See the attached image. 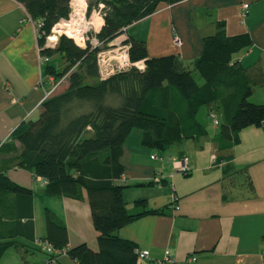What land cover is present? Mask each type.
Wrapping results in <instances>:
<instances>
[{
  "label": "crops",
  "instance_id": "crops-1",
  "mask_svg": "<svg viewBox=\"0 0 264 264\" xmlns=\"http://www.w3.org/2000/svg\"><path fill=\"white\" fill-rule=\"evenodd\" d=\"M244 3L249 4L246 14ZM28 15L17 0H0V174L34 194V239L27 237V217L19 222L0 218V243L13 242L0 264H9L7 257H16L14 264H43L47 255L34 240L46 239L47 210L65 223L68 248L86 243L99 250L100 232L93 225L86 190L80 198L49 196L42 177L19 166L22 145L14 132L37 119L43 101L68 85L65 79V86L56 89L58 80L50 68L62 72L66 58L52 50L44 62L45 46L39 44L42 34L35 20L25 19ZM219 22L225 23L229 36L247 38L232 55L231 64L244 70L251 87L248 100L264 105V0L162 4L150 16L125 28L115 40L124 43L130 36L145 41L151 57L175 55L195 79L196 74L201 77V83L196 81L202 85L204 79L195 63L202 56L204 39L217 33ZM176 34L182 39L181 46L174 44ZM136 66L145 69L143 61ZM234 107L235 103L227 100L202 106L196 118L206 133L182 138L162 153L143 143L142 129H134L127 138L122 156L124 173L115 184L124 186L129 214L139 216L114 235L134 242L137 255L149 252L148 258L138 259L137 264H264V121L241 129L237 141L227 147V140L218 142L215 137L230 123ZM174 159H184L189 172H175ZM174 194L177 210L170 206ZM140 200L145 204H138ZM16 231L24 234L8 238ZM166 257L174 262L164 261ZM58 258L60 264H78L67 254Z\"/></svg>",
  "mask_w": 264,
  "mask_h": 264
},
{
  "label": "trees",
  "instance_id": "trees-1",
  "mask_svg": "<svg viewBox=\"0 0 264 264\" xmlns=\"http://www.w3.org/2000/svg\"><path fill=\"white\" fill-rule=\"evenodd\" d=\"M33 20H43L40 46L61 18H67L71 0H17ZM180 0H95L103 5L104 25L96 34L106 48L124 33L125 28L153 14L162 4ZM94 8L89 7V13ZM247 40L229 36L224 22L217 33L204 39L202 56L195 63L204 84L196 81L192 71L180 65L175 55L151 57L145 41L128 37L132 63L137 66L99 79L97 54L100 47L81 48L73 39L59 38L57 52L66 58L60 73L50 68L57 79L69 74L68 85L46 98L39 117L19 127L14 137L22 145L19 166L47 181L46 194L80 198L85 189L91 207L92 222L100 232L99 250L86 243L68 248V229L53 212H45L46 239L65 250L78 264H137V245L114 233L139 215L126 209L124 186L115 184L124 173L123 148L132 131H144L143 143L162 153L170 144L206 133L196 115L202 106L221 100L235 103L232 119L223 125L215 140H227L230 147L238 132L264 121V105L250 102L251 87L241 66L231 64L232 55ZM43 48L42 55L52 54ZM79 66L80 71L73 70ZM88 79H99L89 82ZM111 98H116L113 103ZM34 194L31 189L11 182L0 174V218L25 223L33 237ZM145 204V200L138 201ZM155 213V212H153ZM26 233V232H25ZM24 232L11 233L13 235ZM4 238V237H3ZM7 238V236L5 237ZM13 242L0 243V259Z\"/></svg>",
  "mask_w": 264,
  "mask_h": 264
},
{
  "label": "built area",
  "instance_id": "built-area-1",
  "mask_svg": "<svg viewBox=\"0 0 264 264\" xmlns=\"http://www.w3.org/2000/svg\"><path fill=\"white\" fill-rule=\"evenodd\" d=\"M102 6V5H100ZM248 3L243 4V9H244V14L248 12ZM89 10V3L88 0H71L70 1V12L68 14L67 18H61L56 24L51 29V33L46 36V44L45 47L51 49L56 47L57 45V40L52 42L50 39L52 37H55L58 39V35L60 36L62 33H60L59 29L57 28L58 25L64 23V22H69V21H74L77 24H81L86 20L87 14ZM27 20L33 21L30 15L26 16ZM23 20L27 21V20ZM87 21V20H86ZM37 28L41 32V28L43 27L44 23L43 20H38L36 22ZM43 34V33H41ZM71 38V37H69ZM96 38V36H95ZM75 41V43L78 45L76 40L74 38H71ZM86 40H89L87 37L85 39L83 35V41L84 44L86 43ZM174 44L177 46L182 45V39L181 37L176 34L173 38ZM122 43V42H120ZM101 44L97 38L93 39L91 41V46L92 47H97L96 45ZM44 62H47L49 60L48 57H44ZM97 64H98V71H99V76L102 80H105L109 78L111 75L127 70L131 68L132 66H136V63H132L129 58V46L128 45H123V46H118V48L113 49V50H108V51H100L97 55ZM213 118L217 122V117L216 115H213ZM173 167L175 172H179L182 174H187L189 172V168L186 164V161L184 159H174L173 160ZM43 179V178H42ZM158 183L161 182V179H156ZM43 183L47 184V181L43 179ZM170 206L172 207L173 210L179 209L178 206V197L174 194L171 197L170 200ZM34 243L36 247L43 252L44 254L47 255V259L43 262V264H60L59 262V256L66 254L65 250H60L56 248L53 243H51L47 239H42V238H36L34 240ZM138 259H147L149 256V252L147 250H143L138 253ZM190 259V258H189ZM197 258L196 257H191L192 261H195ZM166 262H174V260L171 257H166L165 260Z\"/></svg>",
  "mask_w": 264,
  "mask_h": 264
},
{
  "label": "rangeland",
  "instance_id": "rangeland-1",
  "mask_svg": "<svg viewBox=\"0 0 264 264\" xmlns=\"http://www.w3.org/2000/svg\"><path fill=\"white\" fill-rule=\"evenodd\" d=\"M88 3H89V7L91 6V5H93L94 6V8L91 10V13H89V10H88V14H87V17H86V20H90V18L92 17V15H98V16H101V17H103V15H102V8H103V5L102 6H99V7H96V5H95V0H88ZM33 20V19H32ZM41 20V19H40ZM38 20H36L35 22H37ZM99 32H96V31H94V29L92 28V27H89L86 31H85V33H84V37H85V39L88 37L89 38V40H86V43L84 44V46H79V47H81V48H87L88 47V43L89 44H91V41L93 40V39H96L95 38V36H96V34H98ZM63 35H65V34H61L60 36L58 35V39H57V45H56V47H54V48H51V50H53V51H57L56 49H57V46H58V42H59V38L61 37V36H63ZM65 36H67V35H65ZM68 37V36H67ZM75 42V41H74ZM45 44H46V39H45ZM45 44H44V46H45ZM124 45V43H118V41H116V40H114L113 42H111L110 43V47H108V48H106V47H104L102 44H98V45H96L97 47H100L101 48V51H108V50H113V49H116V48H118V46H123ZM43 46V47H44ZM93 46V45H92ZM45 48H47V47H45ZM98 55V54H97ZM45 57H47V56H45ZM73 70H79L80 71V67L79 66H77V67H75ZM69 74L70 73H68V74H66L63 78H61V79H59L58 80V83H57V86H56V89L59 87V85H60V88H63L64 86H65V84H66V80L65 79H69ZM195 74V73H194ZM99 79H101V78H99ZM99 79H94V80H92V79H88V81L89 82H92V83H94V82H96L97 80H99ZM196 79L198 80V82L200 81V83L202 82V79H201V77L200 76H198L197 74H196ZM65 80V81H64ZM64 81V82H63ZM58 90V89H57ZM56 90V91H57ZM55 91V92H56ZM110 101H112L113 103H115V102H117L116 101V98H111V100ZM37 177V176H36ZM39 177V176H38ZM18 258V257H17ZM7 262L9 263V264H14L15 263V261H16V257L15 258H12V259H8V257H7ZM19 260V259H18Z\"/></svg>",
  "mask_w": 264,
  "mask_h": 264
},
{
  "label": "bare ground",
  "instance_id": "bare-ground-1",
  "mask_svg": "<svg viewBox=\"0 0 264 264\" xmlns=\"http://www.w3.org/2000/svg\"><path fill=\"white\" fill-rule=\"evenodd\" d=\"M104 25V19L101 16L98 15H92L90 20L84 21L81 24H77L74 21L64 22L57 26V28L60 30V33H63L67 35L68 37L74 38L79 46H84L83 41V35L85 31L92 27L94 31L100 32ZM52 42L56 41L57 39L55 37H52L50 39Z\"/></svg>",
  "mask_w": 264,
  "mask_h": 264
}]
</instances>
